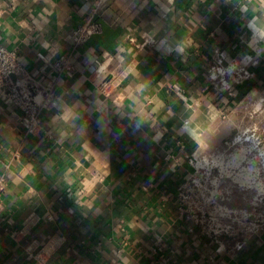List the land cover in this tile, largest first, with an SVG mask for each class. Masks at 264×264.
Here are the masks:
<instances>
[{"label":"crops","instance_id":"crops-1","mask_svg":"<svg viewBox=\"0 0 264 264\" xmlns=\"http://www.w3.org/2000/svg\"><path fill=\"white\" fill-rule=\"evenodd\" d=\"M95 2L0 0V43L56 98L38 136L0 102V264H264V233L214 242L175 204L264 88V0H104L75 47ZM220 55L256 62L231 95L207 78Z\"/></svg>","mask_w":264,"mask_h":264},{"label":"built area","instance_id":"built-area-1","mask_svg":"<svg viewBox=\"0 0 264 264\" xmlns=\"http://www.w3.org/2000/svg\"><path fill=\"white\" fill-rule=\"evenodd\" d=\"M103 1L96 0L93 12H90L84 24L72 33V42L75 47L86 44L102 33L103 27L98 8ZM129 41L137 48H142L135 38H129ZM250 65H256V62L252 59L227 61L223 55L218 56L207 70L210 87L218 91L226 90L231 95V87L243 85L252 79ZM55 67L59 72L67 75H71L74 70L71 60L67 57L59 58L55 62ZM49 87L51 90L52 86L49 85ZM41 88L42 84L26 72L19 53L16 50L7 49L0 43V102L10 110L12 115L18 116L19 121L26 127L27 136H38L43 133V111L55 106L56 98L53 94L45 95L44 99L38 100ZM176 90L179 95L183 94L180 88L176 87ZM221 115L223 118L226 116L223 112ZM222 157H225V153L217 152L209 156L189 158L191 172L175 196L178 214L190 222L192 229H199L204 236L211 238L214 242H219L225 236L232 239L236 237V234L229 233L230 227L225 222L230 219V215L216 217L208 210L213 201L212 192L209 189L215 186L216 180L212 174L218 167L214 166L213 159ZM253 157L251 160L248 159L249 162L246 164H254L258 167V169L250 167L251 171L260 170L264 173V154L259 156L258 162L253 163V160L258 159L256 155ZM15 158H20L18 151L15 153ZM208 194H211V197L207 199ZM261 233H264V224L260 228L257 226L247 231L241 238L242 243ZM13 234L16 235V232Z\"/></svg>","mask_w":264,"mask_h":264},{"label":"rangeland","instance_id":"rangeland-1","mask_svg":"<svg viewBox=\"0 0 264 264\" xmlns=\"http://www.w3.org/2000/svg\"><path fill=\"white\" fill-rule=\"evenodd\" d=\"M236 116L241 125L235 134L228 136L227 143L221 149L225 157L213 159L214 166L218 167L212 174L216 180L215 186L209 189L213 201L208 210L216 217L230 215L225 222L230 227L229 233L236 234L235 239H238L244 237L247 231L264 224V173L260 170L248 171L250 167H258L246 164L255 155L258 159L253 163L258 162L259 156L264 154V88L260 94L244 101ZM237 161L240 165L236 164ZM237 173L240 177H236ZM247 173L250 174L252 187L243 181ZM210 197L211 194L206 195L207 199Z\"/></svg>","mask_w":264,"mask_h":264},{"label":"bare ground","instance_id":"bare-ground-1","mask_svg":"<svg viewBox=\"0 0 264 264\" xmlns=\"http://www.w3.org/2000/svg\"><path fill=\"white\" fill-rule=\"evenodd\" d=\"M243 157V156H242ZM243 162V161H242ZM236 163V162H235ZM237 165H240V162L239 161H237V163H236ZM242 164V163H241ZM243 170H241L240 172H242ZM248 171H251V169H248ZM247 171V172H248ZM227 173H229V172H227ZM245 175V174H244ZM249 173H247L246 175H245V177H244V179H243V181L245 182V183H248V185H250L251 184V179H250V177H249ZM258 176V175H257ZM236 177H240V174L239 173H237V175H236ZM239 179V178H238ZM258 179V178H257ZM241 180V179H240ZM243 182V183H244ZM257 183V182H256ZM254 184H255V182H254ZM251 186V185H250ZM252 187V186H251ZM258 187V186H257ZM246 188V187H245Z\"/></svg>","mask_w":264,"mask_h":264}]
</instances>
